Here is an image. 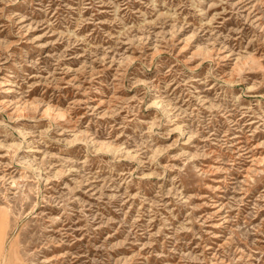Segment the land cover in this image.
Masks as SVG:
<instances>
[{"label":"rangeland","instance_id":"1","mask_svg":"<svg viewBox=\"0 0 264 264\" xmlns=\"http://www.w3.org/2000/svg\"><path fill=\"white\" fill-rule=\"evenodd\" d=\"M0 230V264H264V0H0Z\"/></svg>","mask_w":264,"mask_h":264},{"label":"bare ground","instance_id":"2","mask_svg":"<svg viewBox=\"0 0 264 264\" xmlns=\"http://www.w3.org/2000/svg\"><path fill=\"white\" fill-rule=\"evenodd\" d=\"M3 234V231L0 230V254L4 255V250H5V242H4V238L2 236ZM3 260H4V257H3ZM3 263V262H2Z\"/></svg>","mask_w":264,"mask_h":264}]
</instances>
